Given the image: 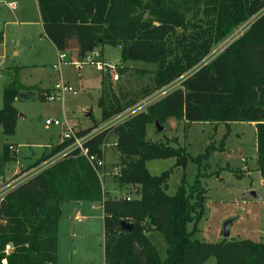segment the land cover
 <instances>
[{
	"label": "trees",
	"instance_id": "16d2710c",
	"mask_svg": "<svg viewBox=\"0 0 264 264\" xmlns=\"http://www.w3.org/2000/svg\"><path fill=\"white\" fill-rule=\"evenodd\" d=\"M37 1L43 34L59 52L71 54L73 63L94 49L111 45L119 49L122 62L155 64L152 84L141 89V97L187 75L179 87L145 111L103 128L84 142L90 153L103 159V147L114 135L121 153L116 181L121 186L135 185L140 197H108L88 159L79 149L69 151L0 198V264H57L58 221L62 205L68 201L99 203L102 207L105 264H204L211 257L216 264H264L262 240L222 238L206 242L196 237L207 199L203 184L206 173L199 169L192 183L184 175L175 194L167 192L173 169H184L189 159L200 166L214 145L193 157L184 147L148 140L146 132L149 124L158 121L165 126L170 118L225 124L229 130L232 123H254L257 169L264 181V14L221 53L201 63L215 44L258 14L264 0ZM16 71L2 90L0 126L8 135L14 133L19 116L16 99L45 100L49 91L23 84ZM108 76L103 74L101 80L100 122L139 100L128 98L122 87L117 93ZM96 126L80 129L78 135H88ZM70 143L53 146L27 170ZM12 146H3L0 175L15 159ZM167 158L176 159L171 169L159 175L149 171L147 161ZM236 174L243 175L242 170ZM122 221L131 229L123 228ZM149 231L163 235V258L147 235Z\"/></svg>",
	"mask_w": 264,
	"mask_h": 264
},
{
	"label": "rangeland",
	"instance_id": "374dc122",
	"mask_svg": "<svg viewBox=\"0 0 264 264\" xmlns=\"http://www.w3.org/2000/svg\"><path fill=\"white\" fill-rule=\"evenodd\" d=\"M12 3L15 4L14 8L10 6ZM40 14L37 0H0V31L4 33V39L0 43V108L4 84L11 80L16 69L22 83L50 87L46 92L47 97L54 96L53 99L45 100L16 99L14 104L19 116L14 133L5 134L0 126V155L5 143L15 144L19 163L24 167H29V164L37 161L47 150L50 151L62 141V128L46 127V119H68L72 125L79 124L75 126L78 129L82 128L80 122L86 126L96 124V131L109 123L100 122L101 109L98 106L102 93L101 80L105 73L94 64L85 63L78 68L72 62L74 57L67 52L66 61L54 69L53 64L57 62L59 52L43 34ZM258 14H264V7ZM236 35L234 31L230 36L234 39L238 36ZM218 44L220 42L211 50ZM99 49L107 61L113 64L122 63L124 66L123 74H120L117 81L109 79L113 82L116 92L120 93L122 87L128 98L139 99L136 104L144 103L140 110L133 109L130 118L145 111L149 105L179 87L181 78L187 75L154 91L145 99L146 97L140 95L141 89L152 84L156 65L131 60L122 62L120 51L115 46L104 45ZM207 60L204 59L205 62ZM191 71L193 69L189 72ZM61 81L73 90L58 91L56 82ZM89 111L92 114L86 117ZM147 137L152 141L168 142L174 147H184L193 157L204 153L207 146L214 145L200 166L189 159L184 169L174 168L168 179L167 192L172 195L177 191L184 175L187 182L192 183L199 169L206 173L203 184L207 189V199L204 215L198 223L197 238L206 242L220 241L217 236L223 238L221 232L224 223L232 220L229 225L231 235L228 238L264 241V181L257 169L254 124L236 122L230 125L229 130L225 124L184 123L179 119L170 118L161 131L156 129L154 123L149 124ZM117 145L115 136L111 135L103 147L104 164L98 168V173L104 191L108 197H116L119 200L125 197L137 199L140 194L135 185L121 186L116 181L121 159ZM61 156L62 153L56 158ZM175 161V158L154 159L147 162V167L152 174L159 175L171 169ZM9 167L14 168L15 164H9ZM237 170H242L243 175L238 176ZM24 171H20L18 176ZM33 175L27 174L25 180ZM251 191L256 192V197H252ZM147 235L163 258V235L157 231H149ZM57 254V264H105L103 210L99 203L68 201L62 205L58 221ZM204 264H216V260L211 257Z\"/></svg>",
	"mask_w": 264,
	"mask_h": 264
},
{
	"label": "built area",
	"instance_id": "2783aa9c",
	"mask_svg": "<svg viewBox=\"0 0 264 264\" xmlns=\"http://www.w3.org/2000/svg\"><path fill=\"white\" fill-rule=\"evenodd\" d=\"M12 8L15 7V5H11ZM260 16L259 14L254 15L252 18L249 19V21H246L245 23L241 24L239 27H237L234 31L235 33H237V37L232 39L231 38V34L234 32H232L226 39L222 40L223 42L220 41V44H218L217 47L213 48L209 54L205 57V59H208L206 62L203 60L201 63L205 64L208 61H210L212 58H214L216 55H218L219 53H221L227 46H229L234 40H236L237 38H239L250 26L251 23L254 21V19ZM247 27V28H246ZM66 52H59L58 53V60L56 63L53 64V68L57 69L59 67V65L63 62L66 61ZM94 64L95 66H98L102 72H104L107 75H110V77L114 80L117 81L120 77V70L124 68V66L122 64H113L111 61H107L104 56L103 53L100 49H94L88 53L85 54V56H83L77 63H74L77 65V67H80L82 64ZM56 88L58 89V91L62 92V91H71L73 90L68 84H66L65 82L61 81V82H57L56 83ZM167 94V93H166ZM151 96V95H149ZM148 96V97H149ZM54 96H49L48 99H53ZM148 97H146L145 99H147ZM163 97V96H162ZM136 105V106H135ZM132 107L128 108L127 110L123 111L120 114L115 115L114 117H112L111 119H109V123L104 127H109V126H114L120 123H123L124 121L128 120L130 118V114L133 112L134 110H140L143 106L144 103L140 102L138 104H135ZM45 124L47 126H58L62 128V141H69L71 140V143L67 146V148H69V150L66 148L65 150H63L64 152H62V156L61 158L64 156L65 153L72 151L74 149H79L80 150V154L84 155L88 161L90 162V164L92 165V167L98 172V168L103 166V159L99 158L96 154L90 153V151L88 150L87 147L84 146V142L94 133L102 130H98V131H94L93 133H90L88 135L85 136H79L78 135V131L80 129H78L77 127L73 126L68 119H46ZM11 149H13V147H10ZM60 153L56 154L51 162H48L46 165H42L43 167L37 170V173L40 172L41 170H43L44 168L52 165L54 162H56L57 160L61 159L56 158L57 155H59ZM55 159V160H53ZM99 174V173H98ZM7 193V192H6ZM5 195V194H4ZM3 195V196H4ZM2 196V197H3ZM0 197V198H2ZM130 199V198H127ZM79 219V218H77ZM7 249H9V246H7Z\"/></svg>",
	"mask_w": 264,
	"mask_h": 264
},
{
	"label": "crops",
	"instance_id": "0c3cea01",
	"mask_svg": "<svg viewBox=\"0 0 264 264\" xmlns=\"http://www.w3.org/2000/svg\"><path fill=\"white\" fill-rule=\"evenodd\" d=\"M13 5H15L14 3H12ZM12 4H10V6L12 5ZM37 4H38V1H37ZM12 7V6H11ZM38 8H39V6H38ZM40 11V10H39ZM40 16H41V14H40ZM43 21H42V18H41V29L43 30V27H42V25H43V23H42ZM2 32V31H1ZM45 36V35H44ZM45 38H47V36H45ZM3 39H4V33L2 32V38H1V40H0V43L3 41ZM48 39V38H47ZM54 45V44H53ZM55 46V45H54ZM56 48V47H55ZM56 51L57 52H59L57 49H56ZM103 53V52H102ZM104 54V53H103ZM78 68H80V67H78ZM57 83V82H56ZM24 84V83H23ZM5 85V84H4ZM25 85H27V84H25ZM28 85H38V87H42V88H44V89H48V88H50V87H43V86H41V85H39V84H28ZM88 112L86 113V117H89L88 115ZM92 114V113H91ZM179 120H181V121H183L184 123H186V120L185 119H179ZM80 124H82V128H81V130L82 129H85V128H88V127H90V126H86V125H83V123H81L80 122ZM252 124H254V123H252ZM77 125H79V124H73V126H77ZM255 125V124H254ZM46 127H50V126H47L46 125ZM79 128V129H80ZM147 130H148V126H147ZM95 131V130H94ZM93 131V132H94ZM93 132H91V133H93ZM147 132V131H146ZM147 139L148 140H150L148 137H147ZM62 141H60V142H58L57 144H59V143H61ZM9 144H12V143H9ZM56 144V145H57ZM13 146V151L15 152V159L12 161V162H10L9 164H15V167L13 168V167H9V164H7L6 165V169H5V172H4V174L3 175H0V197H2L6 192H8L9 190H11L12 188H14V187H16L17 185H19V184H21L22 182H24V181H26L25 179H26V175L27 174H29L30 173V175H33V174H35V173H37V168H39L40 166H42V165H44V164H46V163H48L49 162V160L51 161L52 160V158L54 157H51V158H48L47 160H44V161H42L39 165H37L36 167H34V168H31V169H26L27 167H24L23 165H21L20 163H19V160H18V157H17V145H15V144H12ZM50 148V147H49ZM51 149V148H50ZM46 152H49L48 150L46 151ZM62 152H64V151H62ZM62 152H60V153H62ZM42 156V155H41ZM40 156V157H41ZM154 160V159H153ZM149 161H151V160H149ZM148 162V161H147ZM33 164V163H32ZM32 164H29L28 166H30V165H32ZM146 165H147V163H146ZM25 170V171H24ZM22 171H24L20 176H18L20 173ZM20 172V173H19ZM27 177H29V175L27 176ZM103 184V183H102ZM77 217V216H76ZM222 233L223 232H221V235H222ZM231 235V234H230ZM230 237V236H229ZM217 239H222V236L220 237L219 235L217 236ZM230 239V238H229ZM232 239H235V238H232ZM57 263H58V258H57Z\"/></svg>",
	"mask_w": 264,
	"mask_h": 264
},
{
	"label": "water",
	"instance_id": "95a60500",
	"mask_svg": "<svg viewBox=\"0 0 264 264\" xmlns=\"http://www.w3.org/2000/svg\"><path fill=\"white\" fill-rule=\"evenodd\" d=\"M87 115L90 116V115H91V111H89ZM154 124L156 125V129H157L158 131L163 130V127H164V126L160 125V124L158 123V121H155ZM250 193H251L252 197H256V192L251 191ZM115 198H116V197H115ZM231 222H232V220H227V221L224 223V226H223V238H228V237L230 236L229 225H230ZM121 225H122L123 228H125V229H128V230L131 229V225L128 224V223H126L125 221H122V222H121Z\"/></svg>",
	"mask_w": 264,
	"mask_h": 264
}]
</instances>
